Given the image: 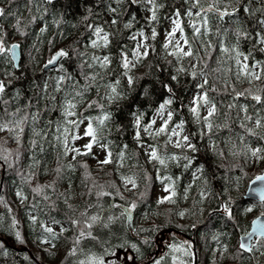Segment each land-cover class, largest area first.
Segmentation results:
<instances>
[{
  "label": "snow or ice",
  "instance_id": "6c2138e0",
  "mask_svg": "<svg viewBox=\"0 0 264 264\" xmlns=\"http://www.w3.org/2000/svg\"><path fill=\"white\" fill-rule=\"evenodd\" d=\"M125 2L129 13L133 6L139 9L141 4L145 6L144 10L148 13L144 27L129 31L128 39L134 44L131 49L122 41L116 40L120 33L117 26L121 23L122 15L119 8H122ZM4 3L9 7L0 6V20L12 17L15 23L11 25L12 33H9L5 25L0 23V133L5 134L0 135V172L14 169L21 161L23 137L27 129L33 137L29 140V150L33 153L29 158L32 163L28 165L26 172L20 171L18 175L22 185L30 186L34 180L37 181L35 186L31 187V192L35 195L30 206L28 205L29 197L25 194L23 187L15 191V196L20 204L29 208L27 218L32 230L39 228L36 236L37 244L47 245L48 247L42 250L53 255L64 233L72 231L74 234L70 237V244L64 256L67 264H124L121 261L120 251L125 245L108 244L104 247L107 242L100 240L94 232L99 228H108L110 224L121 218L131 220L133 212L137 210L139 203L147 194L148 185L145 184L144 189L141 190L139 181L141 179L149 181L151 177L143 166H140L142 176L138 172H132L130 175L121 172L125 163L129 159L138 157L140 153L133 151L129 154L127 143L121 146L120 151L113 153L112 142L107 139L105 129L107 122L113 120L111 107H119L120 102L127 99V93L121 87L122 82L126 81L128 86H134L141 79L135 74V70L150 56L156 55L159 58L155 42L160 33L154 25L159 22L158 13L165 5L161 0H112L107 5L109 20L85 25L88 35L85 37L82 34L81 36L84 40V51L73 48L71 45L67 48H55V38L48 40V44L55 48V51L49 49V58L43 64L41 71H47L50 68L58 69L60 74L54 79L52 91L49 92L50 85L48 81H45L39 87L38 92H33L28 97L27 103L17 105L15 102L22 96L21 89L17 88L11 94L9 89L13 87L14 81L25 79L24 49L21 41L10 42L9 38L13 34L26 37L28 35L26 29L37 23L41 25L40 34L47 32L48 26L44 23V14L48 12L47 5H52L54 0H25L27 17H24L19 10L15 12L11 10L10 6L15 3V0H0V4ZM113 3L117 6H113ZM182 3L186 5L183 10L181 6H177L167 16L170 20V28L165 32L164 42L160 46L165 62L173 65L175 61V73L171 74L167 81L159 82V88L162 91L159 92V102L150 115L138 109L131 112L130 126L134 130L133 140L147 157V163L155 169L156 178L162 183L163 191L166 193L156 200L158 205L176 204L180 178L167 174V170L170 163L181 166L183 162L182 167L185 170L194 165L196 157L189 153L195 154L200 151L194 140L207 138L211 141V150L218 156L224 157V152L219 150V145L213 137L221 129H227L229 133H232V126L229 123L232 121V109L240 108V111L244 113L242 118L239 112L236 116L244 135L236 134L241 145L239 148L231 136L226 141L230 145V154L233 157L242 156L245 162L250 160L254 164L264 162V115H260L255 107L256 105L264 106V60L257 59L254 55L256 52L264 54V0H182ZM87 12L88 15L83 17L85 21L93 15V9L90 7ZM213 19L220 23L214 24ZM136 20V15L131 13L130 18L123 23V29L132 30ZM54 23L59 27L61 21L57 20ZM188 30H190V35ZM58 35L64 38L65 34L58 33ZM253 41L251 49L247 52L242 50V42ZM113 45L118 49L116 56L111 51ZM88 49L93 51L89 53ZM35 50L38 51V49ZM73 53L77 58L83 59L80 64L76 65L78 70L70 72L62 61H71ZM29 57L35 60L30 53ZM114 61L118 65V70L113 68ZM213 62L217 65L215 68L211 66ZM225 65L228 66L225 67ZM16 72H20L21 75L17 76ZM181 75L198 81L195 84L196 90L187 104L180 94V90L184 87ZM233 78L237 82L247 80L250 85L256 83L254 87L237 91L232 82ZM216 81L222 82L223 91L230 95L233 101V103L222 105L228 109L223 113L217 106L215 97L212 96L214 92L217 94L221 92ZM93 92L95 93L94 98L88 99V95ZM155 92L156 87L153 85L150 90H146V96H151ZM61 93L58 99L57 94ZM238 97L250 98L255 115L248 114L247 104L240 105L235 102ZM81 108L83 111L79 110ZM57 109L60 110V119L55 122L50 119L41 127L42 115ZM96 109H99L102 114L91 115L90 113ZM185 109L190 114L191 121L187 118L177 119ZM202 109L206 111V115H202ZM221 115L224 122L218 124L216 118ZM253 121V126H249V122ZM190 122L198 126L197 132L186 133V127ZM53 125H55L54 131H45ZM116 127L123 131L126 126L117 125ZM161 137H164L163 143L159 142ZM251 138H255V147L251 146ZM82 139L88 141L83 145V149L75 146V142ZM9 140L15 142L16 148L7 147ZM44 141H47L50 147L60 149L56 157L57 165L52 169L56 179L48 183L39 182V177L48 172L47 167H44L39 175L34 171L41 164L35 156V149L39 148L43 153L45 151ZM169 145L180 151L169 152ZM94 146L99 147L105 153L103 159L97 158L100 170H103L106 165L116 164L115 171L118 173L121 184L117 186L115 181H109L107 184L93 183L92 187L86 186L87 191L81 192L80 196H95L96 203L85 200L83 211H80L77 216V207L69 203L72 199L71 185L69 184L64 192L56 193V183L57 180L63 178L64 168L74 170L75 165L71 163L64 165L59 161L62 156L67 157L69 154H72L73 160H76L78 156L94 155ZM219 166L224 167L223 164ZM82 167L87 170L89 166L85 163ZM203 170L204 165L202 164L196 168V172L192 173L194 180L200 179L197 173H202ZM244 174L247 175L246 172ZM90 177L91 173L86 171L85 178ZM257 183L258 187H252ZM249 187L251 192L258 197L259 204H253L245 211L251 213L256 207L264 209V173L257 174L250 181ZM2 188L3 180L0 179V190ZM190 188L191 185L184 189V199L188 198ZM49 190L56 195V200L48 194ZM209 191L210 189L205 188L200 192L199 202L202 203L208 198ZM124 192L133 194L136 198L128 199L124 196ZM105 197L113 198L107 210L100 203ZM116 197L122 203H117ZM59 200H62L71 212V215L65 213V221L69 227H65L64 222L52 215H49L50 224L40 219L46 210L48 212L56 210ZM0 204L12 213L13 210L3 195H0ZM231 204L232 198L228 197L227 200L221 201L220 205L229 219L233 218ZM112 209H118L119 216L108 215L107 212ZM187 211L183 210L175 214L184 217ZM168 212L171 213L172 210L169 209ZM4 219V214L0 213V227H3ZM252 225L251 231H243L240 235L236 253L228 258L237 260L240 259L242 253H255L256 251L264 255V210L260 211L252 221ZM54 226H58L59 231ZM191 227L195 228L196 224H192ZM8 228L16 241L21 244L27 243L20 230V221L14 213ZM213 239L219 242L220 238L213 236ZM89 240L99 244L103 251L100 254L86 252L81 244L82 241ZM151 242V240H145L144 243L151 244ZM6 244L7 242L0 236V256L9 255ZM168 247L173 253H181L180 256L171 257L173 264H199L191 241H184L179 245L169 243ZM130 248L135 249L137 253L140 251L136 244H131ZM228 253L229 244H222L219 252L220 258L225 259ZM167 256L168 253L161 255L152 261V264H164ZM24 258L31 259L27 255ZM128 260H135V257L126 253L124 261ZM41 264H43L42 261ZM212 264H216L215 252Z\"/></svg>",
  "mask_w": 264,
  "mask_h": 264
},
{
  "label": "trees",
  "instance_id": "16d2710c",
  "mask_svg": "<svg viewBox=\"0 0 264 264\" xmlns=\"http://www.w3.org/2000/svg\"><path fill=\"white\" fill-rule=\"evenodd\" d=\"M112 2V0H54L52 5H47L48 12L44 14V23L48 26V31L40 34L39 23L30 25L26 31L28 35L26 37H21L18 34H13L10 36V42L19 40L22 43L24 49V65H25V79L21 81H14L13 87L9 89V93H13L15 89H21L22 96L16 101L17 105H23L27 103L28 97H30L33 92H38L39 87L48 81L50 87L49 92L52 91V86L54 85V79L60 73L58 69H49L47 71H41L43 64L49 58L50 51H55V48L59 47H69L84 51V40L81 38L88 35V29L86 28L87 23H99L102 20H109V15L107 14V5ZM165 7L161 9L158 13L160 20L154 26L157 27L160 35L155 42L157 50L159 52V58L156 55L150 56L146 59L141 66L135 70V74L141 77L134 86H128L126 81L122 82V90L127 93V99L120 102L119 107L112 106L111 110L113 112V120L107 122V128L105 129V135L107 139L112 142V151L116 153L120 151L123 144L127 143L129 145V154L133 151H138L140 155L129 159L124 167L121 169L125 175H130L132 172L141 173V167L143 166L148 175L151 177L149 181H144L141 179L140 188L144 189L145 184L148 185L147 194L144 200L139 203L137 210L132 214V228L127 225V219L121 218L116 220L114 223L110 224L108 228H99L94 234L99 237L100 240L106 241L108 244L112 245H125V247L120 251L121 261L124 264H152V261L158 259L161 255L168 253L164 264H173L172 256H180L181 253H173L169 249V243L181 244L184 241H191L193 244V251L198 256L199 264H212L213 253L215 252L216 264H264V255L260 251L255 253H242L240 259L232 260L228 258L230 255L236 253L237 241L239 236L243 231L249 229L251 219L259 215L260 211L264 210L260 207L254 208L253 212L247 213L245 209L253 204H259L255 200H251L244 197V189L247 187L249 181L255 177L257 174L261 173L263 170H257L255 172L246 171L245 165L247 162L242 156L233 157L229 148L230 145L226 141L231 136V139L235 141L238 148L241 147L240 142L237 139L236 134L244 135L243 129L239 127V121L236 120L237 113L239 112L241 118L244 113L240 111V108H235L231 110L232 121L229 123L232 126V133H229L227 129H221L218 131L213 139L219 145V150L224 152V157H220L216 152L212 151L210 148L211 141L207 138L203 140H194L197 143L200 151L198 153L190 155H195L196 161L192 167L185 170L181 166L175 164H169L167 174L172 175L174 178L179 177V182L177 186V191L179 193L177 197V202L175 205L159 206L155 199V189L160 186L163 188L162 183L156 178L155 169L147 163V157L144 155L143 151L139 149L136 142L133 140L134 130L130 126L132 121L131 112L139 110L141 112H147L149 115L154 110L156 104L159 102V92L162 91L159 88L160 81H167L171 74L175 73V61L173 65H168L163 59V51L161 45L164 42L163 33L167 31L170 25V20L167 16L170 14L172 9L177 6H181L183 10L186 5L182 3V0H161ZM0 6L9 7L6 3L0 4ZM113 6H117L113 3ZM13 12L19 10L24 17L28 16V12L25 10V0H15L11 6ZM93 9V15L89 16L88 20H83L84 16L88 15L87 9ZM144 5L141 4L140 8L137 9L135 6L132 7L131 13H134L137 17L136 22L132 30L123 29V23L126 22L131 13L127 9V3L125 2L122 8H119L121 15V23L117 26L120 30L119 35L116 40L122 41L129 49H131L134 44L133 41L128 39L129 31H135L136 29L144 27L145 17L148 13L144 10ZM187 19V18H185ZM61 21L60 26L57 27L54 21ZM0 23L5 25V29L12 33L11 25L15 23L12 17H8L6 20H0ZM213 23L217 24L220 21L213 19ZM225 26H229L225 24ZM189 35H190V30ZM58 33H64V38H61ZM55 38V48H52L48 44V40ZM79 41V42H77ZM253 42L243 43L242 50L247 52L251 49ZM35 49H38L35 50ZM93 50L88 49L91 53ZM112 54L117 55V47L113 45ZM161 51V54H160ZM35 57V60L30 59ZM257 59L264 60V54L259 52L254 53ZM83 58H77L75 54H72L71 61L62 63L70 71L74 72L78 69L76 65L80 64ZM119 57L117 56V60ZM171 59V57H169ZM151 65V66H149ZM159 65V66H157ZM215 68L217 65L213 62L211 65ZM228 65H225L227 67ZM113 68L118 70V65L116 61L113 62ZM15 71L14 69H9ZM17 76H20V72H16ZM51 78V79H50ZM181 82L184 87L180 90L182 99H184L185 104H187L195 92V84L198 81H193L190 77H185L181 75ZM232 82L235 84L237 91H244L247 88L254 87L250 85L247 80H242L240 82L235 81L233 78ZM217 86L221 88L219 94L212 93L215 97L217 106L221 109V113L228 111L222 105H227L228 103H233L230 95L223 91V84L221 81H216ZM153 85L156 87V92L151 96H146V90H150ZM231 91V89H229ZM61 94H57L58 99ZM95 93H90L88 99L94 98ZM6 99L8 97H5ZM240 105H248V114L255 115L253 109V102L250 101L249 97H238L235 101ZM179 103V101H177ZM256 109L259 111L260 115H264V106L256 105ZM83 111V108L79 109ZM91 115H101L99 109H96L90 113ZM202 115H206V111L202 109ZM187 118L191 121V116L187 113L186 109L180 114L177 119ZM42 124L46 123L48 120L58 121L60 119V110L57 109L54 112L46 113L42 115ZM223 116L216 118V123H223ZM253 122H249V126H253ZM117 125L126 126L123 131L117 129ZM55 125L52 128L45 129V131H54ZM81 130H83L81 128ZM188 132H197L199 130L198 126L194 122H190L186 127ZM0 135H5L0 133ZM31 133L26 129V133L23 137V147L21 148V161L14 169H6L0 172V179L3 180V188L0 190V195L5 197L6 202L11 206L12 213H9L7 209L0 204V213L4 214L3 227H0V236L7 242L6 246L8 248V256H0V264H67L64 261V256L66 254L67 247L70 244V237L74 234L72 231L64 233L63 237L57 243V248L54 250L53 255H49L47 252L43 251V248H47V245H38L36 242V236L39 233V228L35 231L28 221V211L24 205L20 204L18 198L15 196V191L23 187L25 194L29 197L28 205L30 206L33 202L34 193L31 192V187H34L37 183L36 180L32 182L30 186L22 185L20 176L18 172L27 171L28 165L32 163L29 158L33 153L29 150V140L32 139ZM52 139V137H49ZM159 140L160 143H163ZM55 142V141H53ZM251 146H256L255 138L250 140ZM76 143V142H75ZM7 147L16 148L14 141L9 140ZM43 147L45 151L40 152L39 148L35 149V156L41 161L40 166L34 169L39 175L44 167H47L48 172L42 177H39L40 183H48L53 179H56L55 173L52 171L57 165V153L60 151L59 148L50 147L47 141L43 142ZM169 152H179V149L168 146ZM94 155H83L78 156L76 160L72 159V154L67 157H61L60 163L67 165L69 163L75 165V169H68L67 167L63 170V178L57 180L56 183V193L64 192L65 188L71 185L72 199L69 203H72L77 207L76 215H79L80 211H83L84 201L95 204V196L82 197L81 192H86L87 187H92L93 183L96 185L107 184L109 181H115L117 186H120L121 182L119 180L118 173H116V164H109L104 166L103 170L100 168H95L91 162ZM138 162V163H137ZM87 164L89 167L85 170L82 167L83 164ZM204 165V170L202 173H197L200 177L198 180H194L192 173L196 172V168L199 165ZM223 164L224 167L219 165ZM136 165L135 167H132ZM91 173L90 178H85V172ZM247 173L245 175L244 173ZM110 173V175L108 174ZM143 173H141V176ZM237 178H240L237 180ZM207 181V184H205ZM237 184L239 185L237 187ZM191 185L188 192V198H183V191ZM87 186V187H86ZM205 188L210 189L208 193V198L202 203L199 202L200 192ZM226 189V191H225ZM95 190V189H94ZM109 190V189H105ZM123 190V189H122ZM53 200H56V195L49 190L48 193ZM124 196L128 199H135L136 196L124 192ZM228 197L232 198V211L233 218L229 219L220 207L221 201L227 200ZM111 197L102 198L100 203L103 204L107 210L108 204L112 202ZM117 203H122V201L116 197ZM171 209L172 212L169 213L168 210ZM183 210H188L184 217H180L175 213ZM91 211V210H90ZM15 214L17 219L20 221V230L22 235H24L27 243L21 244L15 240L14 235L9 231L8 225L11 221L12 214ZM65 213L71 215V212L63 204L62 200L57 201V209L51 212L45 211L41 215L40 219L50 224L49 215L55 216L56 219L64 222L65 227L69 225L65 221ZM161 213L160 217L155 215ZM108 215L119 216L118 209H112L107 212ZM192 224H196V227H191ZM56 230L59 231L58 226ZM143 229V231H141ZM213 236H219V242L213 239ZM145 240H151V244H145ZM255 242V241H254ZM136 244L140 251L137 253L135 249H131L130 245ZM222 244H229V253L226 254L225 259H221L219 252ZM81 247L85 249L86 252H96L100 254L103 248L93 241H82ZM129 256H134L135 260L124 261L125 254ZM25 255L31 257L30 260H26ZM81 258H83L81 256ZM187 259V257H184Z\"/></svg>",
  "mask_w": 264,
  "mask_h": 264
},
{
  "label": "rangeland",
  "instance_id": "374dc122",
  "mask_svg": "<svg viewBox=\"0 0 264 264\" xmlns=\"http://www.w3.org/2000/svg\"><path fill=\"white\" fill-rule=\"evenodd\" d=\"M170 28V25L168 26V29ZM167 29V30H168ZM164 34H165V32L163 33V39H164ZM160 54H161V51H160ZM81 131V133H82V131L83 130H80ZM188 131L186 130V133H187ZM163 139V137H161L159 140H162ZM88 141H87V139H82V140H79V141H76V143H75V146H77V147H81L82 149H83V145L85 144V143H87ZM170 147H172L171 145H169ZM252 147H254V146H252ZM93 153H94V158L92 159V162H91V164L95 167V168H99V166H98V164H97V158H99V159H103L104 158V155H105V153L99 148V147H96V146H94V148H93ZM149 164V163H148ZM150 166H151V164H150ZM245 167H246V171H248V172H255V171H257V170H263L264 169V162H261V163H253L251 160L250 161H248L247 162V164L245 165ZM246 191V188L244 189V192ZM166 193H164V191H163V188L162 187H160V186H158L156 189H155V199L157 200L159 197H161V196H163V195H165ZM168 205H171V204H167V203H165V204H163V205H159V206H168ZM155 216H157V217H160L161 216V213H159V214H157V215H155ZM245 231H248V229L247 230H245Z\"/></svg>",
  "mask_w": 264,
  "mask_h": 264
},
{
  "label": "water",
  "instance_id": "95a60500",
  "mask_svg": "<svg viewBox=\"0 0 264 264\" xmlns=\"http://www.w3.org/2000/svg\"><path fill=\"white\" fill-rule=\"evenodd\" d=\"M42 68H43V67H42ZM50 69H51V68H50ZM261 173H264V170H263ZM261 173H259V174H261ZM252 179H254V177H253ZM252 179H251V180H252ZM251 180H250V181H251ZM250 181H249V183H248V185H247L246 191H245V193H244V197L259 202L258 197L255 196V194L251 192V189H250V187H249V185H250ZM258 186H259L258 183H257L256 185H252V187H258ZM255 218H256V216H255L254 218L251 219L250 227H249L248 231H251V230H252V227H253V225H252V221H253ZM127 225H128L129 228H132V217H131V220H128V219H127Z\"/></svg>",
  "mask_w": 264,
  "mask_h": 264
},
{
  "label": "bare ground",
  "instance_id": "6f19581e",
  "mask_svg": "<svg viewBox=\"0 0 264 264\" xmlns=\"http://www.w3.org/2000/svg\"><path fill=\"white\" fill-rule=\"evenodd\" d=\"M240 237V236H239Z\"/></svg>",
  "mask_w": 264,
  "mask_h": 264
}]
</instances>
